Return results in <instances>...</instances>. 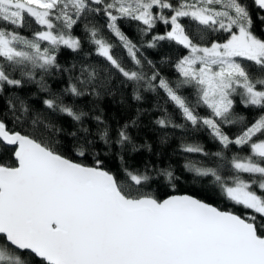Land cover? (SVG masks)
Wrapping results in <instances>:
<instances>
[{"label":"snow or ice","instance_id":"6c2138e0","mask_svg":"<svg viewBox=\"0 0 264 264\" xmlns=\"http://www.w3.org/2000/svg\"><path fill=\"white\" fill-rule=\"evenodd\" d=\"M0 264H264V0H0Z\"/></svg>","mask_w":264,"mask_h":264},{"label":"trees","instance_id":"16d2710c","mask_svg":"<svg viewBox=\"0 0 264 264\" xmlns=\"http://www.w3.org/2000/svg\"><path fill=\"white\" fill-rule=\"evenodd\" d=\"M260 21H254V30L256 34H260ZM129 35L136 38L134 29H125ZM149 58L155 59L156 54L149 50L146 53ZM53 84V88H56V84L52 81H49ZM34 88V86H33ZM115 91V90H114ZM149 96V101L142 103L140 106L143 108H151L154 100L151 97V94H146ZM91 98H89L90 101ZM123 100V103L121 102ZM87 106L85 107V111H90L93 108V105L90 102H86ZM84 106V105H81ZM137 103L131 99V89H124L123 95L120 92H116L114 96H105L98 101L95 106L94 112H90L91 114H100L101 111L103 113L104 118L108 121V123L115 129L117 126V122L120 125H123L126 121L131 120L135 117L136 114ZM158 116V113L151 112L150 114H146L141 117V128L137 131L135 129H130V132L134 138V141L137 144H149L152 146L153 152H163L165 157L171 156L173 149L178 148L180 141L178 139H172L168 144H160L159 142V132L152 131L151 129L156 128L157 126L152 124L151 121L154 120ZM67 127V125H65ZM198 138L201 142L205 144V146L209 149L214 150V146L208 141L207 137L201 133L198 135ZM150 159L153 162H156V157L152 153H149L147 148H141L138 154H134V159L131 161L132 163L139 164L142 163L145 159ZM162 165L167 164L169 161L165 158H161L159 161ZM175 168H177V174L179 175L182 171V165L184 163V159L181 156H171L170 161ZM119 164L118 160H111L110 165L115 169ZM184 179L190 181L191 176L188 173H184ZM215 198L210 200L209 202H213Z\"/></svg>","mask_w":264,"mask_h":264}]
</instances>
